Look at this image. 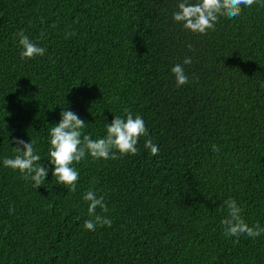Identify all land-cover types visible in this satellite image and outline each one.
<instances>
[{"label": "trees", "instance_id": "16d2710c", "mask_svg": "<svg viewBox=\"0 0 264 264\" xmlns=\"http://www.w3.org/2000/svg\"><path fill=\"white\" fill-rule=\"evenodd\" d=\"M179 2L0 0V264H264V235L234 242L220 223L232 197L264 226V7L201 35L174 21ZM21 30L44 56L21 59ZM186 56L190 82L177 87L171 68ZM67 108L94 139L125 108L149 136L137 155L75 164L72 192L47 160ZM14 137L35 141L49 167L38 189L3 165ZM89 190L111 227L84 228Z\"/></svg>", "mask_w": 264, "mask_h": 264}, {"label": "clouds", "instance_id": "9594fccd", "mask_svg": "<svg viewBox=\"0 0 264 264\" xmlns=\"http://www.w3.org/2000/svg\"><path fill=\"white\" fill-rule=\"evenodd\" d=\"M254 4L264 7V0H181L177 10L173 12V19L183 29L192 33L206 35L209 30L215 31V26L221 17L234 19L242 14L244 8H250ZM55 27V25H53ZM19 45L21 46V59H34L44 56L47 52L45 47L33 41L24 30L18 34ZM41 38L44 33L41 32ZM66 38L75 35V32L65 33ZM192 49V45H188ZM192 63L191 57H185L183 63H177L171 68L177 87L188 84L189 76L185 71V65ZM61 119L50 129L47 159L52 168V176L56 178L57 184L64 185L70 191L77 190L80 173L74 167L87 156L95 160L119 159L126 155H137L139 153L138 143L141 137H148L149 131L142 116L133 115L132 111L125 108L124 116L115 115L114 119L105 125L106 135L100 138H92L91 134H85L86 121L72 110L63 109L60 113ZM14 157H5L3 165L14 171H19L22 179L31 181L36 189L45 185L49 167L41 163V155L35 148V141H25L22 138L14 137ZM144 147L150 150L155 156L159 152V146L152 139H146ZM214 152L219 151L213 145ZM117 153L119 155H117ZM83 200L88 203L87 212L90 219L84 221L86 230L95 231L99 225L103 227L112 226L113 221L103 215L108 213L109 208L103 195L97 196L93 190L83 195ZM221 209H226L227 215L221 220L223 235L226 237L247 236L255 239L264 235V226L259 222L249 225L243 216V208L236 199L229 197L223 200ZM97 209L100 212H97ZM14 208H9V213H14Z\"/></svg>", "mask_w": 264, "mask_h": 264}]
</instances>
